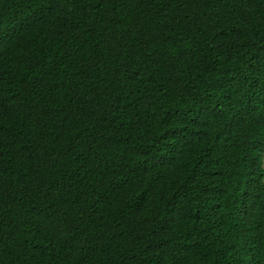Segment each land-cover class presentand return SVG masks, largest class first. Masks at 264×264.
Segmentation results:
<instances>
[{"label":"trees","instance_id":"trees-1","mask_svg":"<svg viewBox=\"0 0 264 264\" xmlns=\"http://www.w3.org/2000/svg\"><path fill=\"white\" fill-rule=\"evenodd\" d=\"M264 0H0V264H264Z\"/></svg>","mask_w":264,"mask_h":264},{"label":"rangeland","instance_id":"rangeland-1","mask_svg":"<svg viewBox=\"0 0 264 264\" xmlns=\"http://www.w3.org/2000/svg\"><path fill=\"white\" fill-rule=\"evenodd\" d=\"M263 167H264V154H263Z\"/></svg>","mask_w":264,"mask_h":264}]
</instances>
